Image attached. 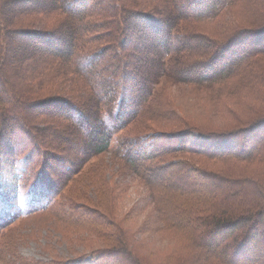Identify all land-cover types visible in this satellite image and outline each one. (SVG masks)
I'll return each mask as SVG.
<instances>
[{
    "label": "trees",
    "instance_id": "obj_1",
    "mask_svg": "<svg viewBox=\"0 0 264 264\" xmlns=\"http://www.w3.org/2000/svg\"><path fill=\"white\" fill-rule=\"evenodd\" d=\"M220 2L0 0V242L83 246L13 264H264V0Z\"/></svg>",
    "mask_w": 264,
    "mask_h": 264
},
{
    "label": "rangeland",
    "instance_id": "obj_2",
    "mask_svg": "<svg viewBox=\"0 0 264 264\" xmlns=\"http://www.w3.org/2000/svg\"><path fill=\"white\" fill-rule=\"evenodd\" d=\"M228 2L229 0H221L219 4L221 12L226 9ZM204 93L205 92L202 91L200 93L189 94V90H183L181 96L187 101L188 97L201 98ZM113 172L114 169H111L109 173ZM109 173L105 176L107 184H119L121 182L119 185H131L133 190L134 188H137L133 177H114ZM78 189H80V187L76 186V190ZM84 192L88 197L95 200V194L91 188H88V191L84 190ZM124 197L127 201V203L123 205L124 211H128L130 207L133 206L146 208L147 211L151 209V205L149 207V195L141 188L135 191H130ZM11 227L13 228V231H11L9 235L5 234V237L0 242V264H13L9 254L10 249L14 250L16 258L20 257L33 261H49L54 255L67 257L66 255L68 254L69 249H76L80 246L83 247L78 241L80 236L73 235L72 237L64 238L61 234V228H58V230H56L54 226L49 228V226H45V222L40 219L31 221L18 220ZM77 251L80 255L86 252L83 249Z\"/></svg>",
    "mask_w": 264,
    "mask_h": 264
},
{
    "label": "bare ground",
    "instance_id": "obj_3",
    "mask_svg": "<svg viewBox=\"0 0 264 264\" xmlns=\"http://www.w3.org/2000/svg\"><path fill=\"white\" fill-rule=\"evenodd\" d=\"M154 242V241H153ZM152 243V242H151ZM160 256V255H159ZM164 257V256H163ZM161 258V257H160ZM157 263V262H156ZM164 263V262H163Z\"/></svg>",
    "mask_w": 264,
    "mask_h": 264
}]
</instances>
